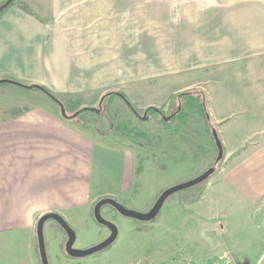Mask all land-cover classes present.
I'll use <instances>...</instances> for the list:
<instances>
[{
  "label": "crops",
  "instance_id": "1",
  "mask_svg": "<svg viewBox=\"0 0 264 264\" xmlns=\"http://www.w3.org/2000/svg\"><path fill=\"white\" fill-rule=\"evenodd\" d=\"M164 1L154 0V5ZM169 1L191 7L189 15L175 8L174 21H161L172 50L188 65L183 69L221 65L213 68L211 120L224 148L242 153L220 170L196 206L198 217L214 221L217 209L209 201L221 195L226 206L222 211L229 218L264 198V0ZM21 2L31 13L13 5L0 17V80L42 86L63 102L95 101L110 87L135 85L136 79L130 78L134 64L123 62L135 56L130 18L137 0ZM171 75L142 80L155 83ZM5 84L0 85V264H41L36 226L48 213L60 215L74 231L75 249L102 242L109 235L106 228L108 234L94 226L84 236L93 207L105 197L124 206L134 200L140 175L135 177L132 151L143 148L116 151L99 132L63 118L51 103L36 102V95H27L30 90ZM25 106L27 112L11 113ZM248 107L256 113L242 114ZM235 117L241 120L231 122ZM44 233L58 251L54 255L47 246L50 264L58 258L61 264H85L84 258L65 252L67 235L57 223L47 221ZM259 256L250 262L236 259L255 264ZM106 258L102 262L109 264Z\"/></svg>",
  "mask_w": 264,
  "mask_h": 264
},
{
  "label": "rangeland",
  "instance_id": "2",
  "mask_svg": "<svg viewBox=\"0 0 264 264\" xmlns=\"http://www.w3.org/2000/svg\"><path fill=\"white\" fill-rule=\"evenodd\" d=\"M175 8L187 11V15L190 14L188 12L191 7H177L173 1L165 0L163 4L154 5V0H137L134 6L135 15L130 18V30L135 34V45L133 46L131 40L130 48H134L135 56H129L123 62L135 66L134 76H130L136 79L134 86L130 83L110 87L95 101H81V98H76L73 102H63L56 96L55 98L64 106L67 116L79 112L70 120L73 124L83 130L93 129L92 133L95 135L96 131L100 132L101 135L103 134L104 143H112L116 151H124L126 147L135 149L139 145L119 134L116 135L111 128L109 129L110 125L116 128L118 124L128 123L129 129L148 136H160L162 144L159 150L132 151L137 159L143 153L145 157L136 159L137 163L135 161L136 168H141V174L137 175V177L140 175L137 181L140 189L135 191L134 200L125 206L119 201L129 210L146 213L163 190L191 180L210 167L214 172L202 183L171 195L157 217L149 223L125 218L110 206L102 207L101 215L113 222L118 230V236L106 250L85 257V264H105L102 260L108 255L106 259L109 264H212L225 260L238 262V259L250 262L259 254L260 258L255 264L259 262L264 264V198L255 205L244 207L238 215L231 214L226 218V211H222L226 208L223 205L224 198H220L221 195L218 193L219 198L215 197L209 201L210 205L217 209V214L215 212L212 216L214 221H204L198 217L199 211L196 206L198 199L209 186L210 189L213 188L217 174L230 164L233 158H237L242 153V149H225L221 135L218 133L219 128L215 127L211 120V127L208 129L196 109L186 110L187 123L182 130L178 132L168 130V126L173 127L178 122V120L170 122L176 115L174 110L185 104V97H178L169 106V98L180 92L194 95L199 102L202 101L199 93L203 94L211 119L209 103L215 104L214 97L210 93V88L214 87V83L211 82L214 78L213 68L221 66L199 70L183 69L188 65L183 64V55L172 50L171 40L168 34L166 36L161 22L164 19L167 23V18L173 20ZM173 59L174 61L171 62ZM165 74L173 75L160 77L155 83H146L142 80L147 75ZM222 77L226 78L228 75ZM123 78L121 75L120 79ZM5 85L7 84H2L1 87ZM108 91H116L112 93L120 94L122 98L118 96L109 98ZM28 93L27 95L38 97L35 98L36 102L46 101L59 108L39 90H30ZM123 98L133 105L134 113L127 107ZM101 99L103 101L100 103ZM27 102L31 104L32 100ZM148 107H154L162 114L147 113ZM84 108L98 109L99 112L81 111ZM2 111L0 109V114L3 113ZM241 113L250 115L256 113V109L248 107ZM240 120L239 117L230 119L233 123ZM213 130L222 144L221 160H217L218 152L212 137ZM100 134L97 135L101 136ZM133 134L134 132H131L129 136ZM112 139L116 142H112ZM114 155L118 156L116 153ZM232 155L235 156L231 158ZM94 226L101 230L98 231L107 233L106 229L91 217L86 226L89 230L84 235L86 239L91 235ZM43 236L46 257L50 264L47 246L50 250L53 249L54 255H57L58 251L52 244L53 240L48 238L46 233ZM75 244L74 242L73 248ZM56 260L54 264H61V258Z\"/></svg>",
  "mask_w": 264,
  "mask_h": 264
},
{
  "label": "water",
  "instance_id": "3",
  "mask_svg": "<svg viewBox=\"0 0 264 264\" xmlns=\"http://www.w3.org/2000/svg\"><path fill=\"white\" fill-rule=\"evenodd\" d=\"M8 1L10 2L11 0H8ZM5 83L12 84V81L7 80V79H1L0 80V85L5 84ZM36 87H38V86H36ZM57 105L59 106L62 117L65 119H73L79 114V112H78V113H75L71 116H67L65 109H64V106L59 101H57ZM81 111H91V112H95V113L99 112L98 109H94V108L93 109L84 108ZM142 119H145V118H142ZM165 120H167V119H165ZM212 137H213V140L215 142L217 152H218L217 160H221L222 159V153H223L222 144H221L220 140L218 139L216 132L214 130L212 131ZM213 172H214V169L212 167H210L206 171H204L203 173H201L200 175H198L197 177H195L191 180H188V181L181 183V184L171 186V187L163 190L159 194V196L156 198L152 207L146 213H140V212L129 210L126 207H124L123 205H121L116 199H113L110 197H105V198L98 200L93 207V218L98 225L105 227L109 231V235L102 242H100V243H98L92 247H89L87 249H75V248H73V244H74V240H75V233L60 215H58L56 213H48V214L41 216L39 218V220L37 222V226H36V233H37L38 248H39V254H40V258H41V264H48L46 253H45V244H44V236H43V226L47 221H54L66 233L67 241L65 244V252L70 257L85 258V257H88V256L94 255L96 253L104 251L109 246H111L115 242V240L117 239L118 230L113 223L105 220L102 217V215H101V208L102 207L110 206V207L114 208L118 212L119 215H121L125 218L132 219V220L138 221L140 223H149L157 217V215L159 214V212L162 209L163 204L171 195H173L179 191L194 187V186L202 183L209 176H211L213 174Z\"/></svg>",
  "mask_w": 264,
  "mask_h": 264
},
{
  "label": "trees",
  "instance_id": "4",
  "mask_svg": "<svg viewBox=\"0 0 264 264\" xmlns=\"http://www.w3.org/2000/svg\"><path fill=\"white\" fill-rule=\"evenodd\" d=\"M12 5H17L20 9H22L25 12L31 13V11L29 10V8L24 5L21 0H11L10 2L8 0H3L2 2H0V17L5 13V11L11 7ZM12 84L16 85V86H20L21 88L27 89V90H39L41 91L44 95H46L49 99H51L52 101H54L55 103H57V100L55 98V96L49 92L47 89H45L42 86H38L36 87L35 85H31V86H25L21 83L12 81ZM110 94L108 95L109 98L113 97H119L122 98L120 94L117 93H112L109 92ZM187 93L184 92H180L177 93L173 96H171L169 98V106L175 101L176 98H180V97H185V104L181 105L180 108L177 107L178 109H175L174 112L176 111V115H174V117L171 118L170 122L174 121V120H178V122L173 126L170 127L168 126V130L171 132H178L180 130H182L187 123V111L186 110H190V109H196L198 114H200V117L204 119V121L207 124V128L210 129L211 127V119L210 116L208 114V110L206 108V103H205V97L203 94L199 93L201 97L202 101H198V98L195 97L194 95H186ZM120 95V96H119ZM125 104L127 105V107L134 113V110L132 108V104L129 103L126 99H124ZM29 110V107H23L22 109H13L11 111V113H13V115L17 116L20 115L24 112H27ZM178 110V112H177ZM147 113H158L159 115H161V111H157L154 107H148L146 110ZM71 120V119H70ZM169 123H167L168 125ZM112 129L116 135H121L125 138H128L129 141L131 142H137V145H139L141 148L145 149V150H149V151H157L160 149L161 144H162V140L160 138V136L156 135V136H148L144 133H139L137 131H135L134 129H129V124H118L115 128V126L110 125L109 129ZM131 132H134V134L132 136H129ZM100 133V132H99ZM103 135V134H102ZM235 155H232L231 158H233ZM141 168H138L135 172V177H137V175L140 173Z\"/></svg>",
  "mask_w": 264,
  "mask_h": 264
},
{
  "label": "built area",
  "instance_id": "5",
  "mask_svg": "<svg viewBox=\"0 0 264 264\" xmlns=\"http://www.w3.org/2000/svg\"><path fill=\"white\" fill-rule=\"evenodd\" d=\"M233 261V260H232ZM212 264H238L236 261L233 262H229V261H221V262H216V263H212ZM257 264H261V262L257 263Z\"/></svg>",
  "mask_w": 264,
  "mask_h": 264
},
{
  "label": "flooded vegetation",
  "instance_id": "6",
  "mask_svg": "<svg viewBox=\"0 0 264 264\" xmlns=\"http://www.w3.org/2000/svg\"><path fill=\"white\" fill-rule=\"evenodd\" d=\"M101 101H103V99H101L100 100V103H101ZM112 208V207H111ZM116 213H118L114 208H112ZM111 211V210H110ZM113 212V211H112ZM103 217V216H102ZM104 218V217H103ZM105 220H107V221H109V222H111V223H113L110 219H106V218H104ZM105 228V227H104Z\"/></svg>",
  "mask_w": 264,
  "mask_h": 264
}]
</instances>
